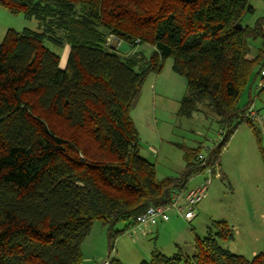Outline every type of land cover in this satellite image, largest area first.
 <instances>
[{"label": "trees", "instance_id": "trees-1", "mask_svg": "<svg viewBox=\"0 0 264 264\" xmlns=\"http://www.w3.org/2000/svg\"><path fill=\"white\" fill-rule=\"evenodd\" d=\"M249 3L0 0L11 14L40 25L9 30L0 43V264H83L82 245L95 222L110 227L112 243L147 208L171 204L201 176V146L185 150L183 172L161 181L140 156L130 112L147 78L168 59L186 81L181 115L206 104L214 117L222 141L207 154L212 165L219 167L239 126L259 134L243 118L264 68V17L240 26L255 13ZM109 40L152 51L122 56ZM46 42L70 47L65 68ZM247 90L249 102L241 106ZM118 223L123 231H114ZM232 239L227 223L215 222L192 254L155 248L141 264H264V251L248 260L221 247Z\"/></svg>", "mask_w": 264, "mask_h": 264}, {"label": "rangeland", "instance_id": "rangeland-1", "mask_svg": "<svg viewBox=\"0 0 264 264\" xmlns=\"http://www.w3.org/2000/svg\"><path fill=\"white\" fill-rule=\"evenodd\" d=\"M249 4L255 13H246L240 23L241 27L253 26L258 18L264 17V0H250ZM39 28L38 20L27 19L22 14H11L0 6V43L9 30L39 31ZM259 43L260 41L252 42L251 58L256 56ZM45 46L60 57V66L65 68L70 47H58L50 42H46ZM116 47V51L122 56L134 51L149 55L152 51L150 46L134 50L126 42H120ZM172 63L168 59L160 75L168 77L165 76L167 70L171 74L164 88L158 83L156 89L157 75H150L130 112L140 135V156L156 166L159 181L176 177L183 172L186 149L201 146L204 153L205 147L212 148L222 141V137L215 130L214 117L211 114L206 115L210 111L206 104L198 105V111L190 117L181 115L186 81L170 71ZM248 91L242 96L241 106L249 102ZM251 93L252 104L264 114V91H257L254 84ZM260 125L258 135L246 124L239 126L222 149L220 177H213L207 196L195 210L197 217L194 223L169 212L168 221H159L153 234L144 236L139 233L140 230L132 229L129 233L126 231L120 234L111 243L110 227L95 222L82 245L83 264H101L108 255L110 260L117 258L125 264H141L144 259H149L155 248L167 256L173 251L190 255L195 251L196 239L205 238L209 228L214 227L212 221L227 223L233 239L219 243L232 254L252 260L264 251V161L261 152H264V120ZM151 148L158 152L152 153ZM203 180L201 176L192 178L187 190L200 185ZM113 229L123 231L125 224L118 223ZM111 244L114 246L112 251Z\"/></svg>", "mask_w": 264, "mask_h": 264}, {"label": "built area", "instance_id": "built-area-1", "mask_svg": "<svg viewBox=\"0 0 264 264\" xmlns=\"http://www.w3.org/2000/svg\"><path fill=\"white\" fill-rule=\"evenodd\" d=\"M255 89L257 91H264V68L260 72ZM243 118L246 122L261 126L260 124L263 123L264 114L256 110L252 104L243 114ZM204 150L206 154L201 153L199 156L201 166L204 168V172L201 174L204 178L203 182L195 188L188 190L184 195L174 194L171 204L167 206H150L147 208L145 212L137 216L136 227L154 228L158 225L159 221H168L169 212H174L176 215L189 222L195 218V210L199 203L207 196L213 177H220L219 167L217 165H212L207 158V154L211 150L210 146L205 147ZM110 262V258H107L101 264H110Z\"/></svg>", "mask_w": 264, "mask_h": 264}, {"label": "crops", "instance_id": "crops-1", "mask_svg": "<svg viewBox=\"0 0 264 264\" xmlns=\"http://www.w3.org/2000/svg\"><path fill=\"white\" fill-rule=\"evenodd\" d=\"M111 43H113L114 45H116L117 44V42H111ZM117 45H119V43L117 44ZM172 66H173V63L171 64V68H170V71H172V73H174L173 72V68H172ZM166 67V66H165ZM168 71V70H167ZM166 71V74H165V76L167 75L168 77H166V78H164V77H161L160 75L162 74V73H160V74H156L157 76H156V81H155V88L157 89V87H158V83H160V85H161V87L162 88H164V84H165V82L167 81V80H169L170 79V77H171V74H169L168 72ZM175 74V73H174ZM173 75V74H172ZM174 77V76H173ZM160 78H162V80H159ZM260 113H262V112H260ZM134 121V120H133ZM135 122V121H134ZM140 145H141V140H140ZM141 149V148H140ZM154 152V153H157L158 151L156 150V149H153V148H151V152ZM152 152V153H153ZM205 199V198H204ZM203 199V200H204ZM203 202V201H202ZM201 202V203H202ZM201 203H199V205L201 204ZM198 205V206H199ZM198 206H197V208H198ZM196 208V209H197ZM205 208V207H204ZM170 213H172V212H170ZM174 213V212H173ZM178 216V215H177ZM197 217V214H196V211H195V218ZM195 218L190 222V223H194V220H195ZM189 222V221H188ZM213 222V224H214V222H216V221H212ZM133 229H135V230H137V231H139L140 230V232L139 233H141L142 235H144V236H148V235H150V234H153V232H155L156 230H157V227H154V228H138V227H135V228H133ZM151 229L153 230V231H151ZM132 229H130L129 231H128V233L131 231ZM159 231H157V233H158ZM157 249V248H156ZM159 250V249H158ZM163 253V252H162ZM176 253H178V252H175V251H173V253H170L171 255H169V256H173V255H175ZM110 255H108V257H109ZM107 257V258H108ZM145 258H146V256H145ZM144 260H146V259H144Z\"/></svg>", "mask_w": 264, "mask_h": 264}]
</instances>
